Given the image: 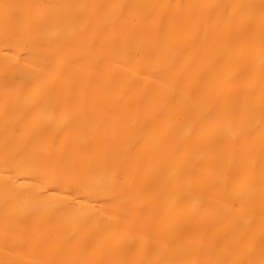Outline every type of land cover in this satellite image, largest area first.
<instances>
[{"label":"bare ground","instance_id":"1","mask_svg":"<svg viewBox=\"0 0 264 264\" xmlns=\"http://www.w3.org/2000/svg\"><path fill=\"white\" fill-rule=\"evenodd\" d=\"M0 264H264V0H0Z\"/></svg>","mask_w":264,"mask_h":264}]
</instances>
